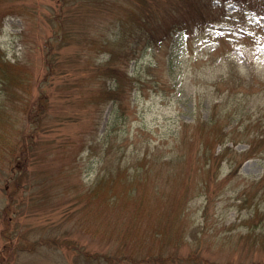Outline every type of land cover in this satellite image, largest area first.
<instances>
[{"label": "rangeland", "instance_id": "374dc122", "mask_svg": "<svg viewBox=\"0 0 264 264\" xmlns=\"http://www.w3.org/2000/svg\"><path fill=\"white\" fill-rule=\"evenodd\" d=\"M61 8L0 0V264H264V0ZM132 8L192 29L142 48L102 103L81 81Z\"/></svg>", "mask_w": 264, "mask_h": 264}, {"label": "trees", "instance_id": "16d2710c", "mask_svg": "<svg viewBox=\"0 0 264 264\" xmlns=\"http://www.w3.org/2000/svg\"><path fill=\"white\" fill-rule=\"evenodd\" d=\"M59 2L62 8L61 13H59L58 16H63L65 13L64 7L69 5L70 0H59ZM131 11L130 15H118L111 19L113 23H111V25L114 27L115 31L107 33L103 28L101 32H98L97 38L95 39H97L98 44L100 45L101 52L105 54L104 60L97 63L94 62L89 68L87 67L86 71L91 74L90 80L88 83H86L84 79L81 81L84 88L88 89L90 86H92L91 88L94 87L93 92L95 96L93 98L100 99L102 103H107L109 101L116 102L120 99V94L124 90L123 78L125 79L127 76L124 73L125 69L123 67L125 65L126 68L131 60L137 59L138 52L142 48H147L156 43H161L171 35H174L175 32H179L182 35L184 31H190L192 29L190 26L193 25V22L188 26L185 20H179L175 23L171 22L166 27L163 26V28L161 24H158L159 20H156L150 14L149 16H140L134 12L133 8ZM195 12L196 16L201 20L203 17L201 11L196 10ZM62 28H64V26ZM62 28L57 29L52 38L50 37L51 41L53 40L59 42L60 46L57 48L58 50L67 47L68 45L65 44V41L70 40L68 39L70 35H74H72L71 28H69L68 32L64 31ZM157 32H162V35L158 36L159 34L157 35ZM180 34L178 35V42H180L181 39ZM82 49L85 50L84 48ZM47 55L49 56L47 66L51 71H54L53 69L56 67L55 58L58 55L54 52V48L52 47L51 50L47 52ZM60 69H63L61 65ZM60 72L62 74L68 73L65 69ZM108 81H111V83H108ZM35 112L36 113L34 115L37 116V121H39V110ZM207 121L215 122L216 120L214 116H211ZM222 129V126L218 128V133L215 135V138L219 137L218 141L221 144L226 142L222 136L226 133L228 134L227 131H223ZM233 135L236 136V134ZM229 148L230 147H225L224 150H229ZM213 153L215 159H218V155L215 152ZM22 164H24V161H22ZM80 253H82L80 254V257L86 264H109L111 261L107 255H101L88 251H81ZM76 264H78V260Z\"/></svg>", "mask_w": 264, "mask_h": 264}]
</instances>
